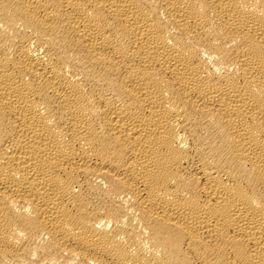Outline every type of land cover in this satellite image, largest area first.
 Masks as SVG:
<instances>
[{
    "label": "bare ground",
    "instance_id": "bare-ground-1",
    "mask_svg": "<svg viewBox=\"0 0 264 264\" xmlns=\"http://www.w3.org/2000/svg\"><path fill=\"white\" fill-rule=\"evenodd\" d=\"M0 264H264V0H0Z\"/></svg>",
    "mask_w": 264,
    "mask_h": 264
}]
</instances>
